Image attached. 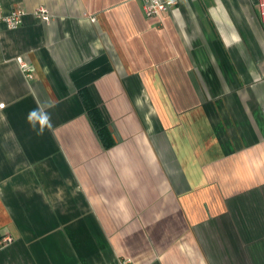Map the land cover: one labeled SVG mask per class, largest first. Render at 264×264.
Listing matches in <instances>:
<instances>
[{
    "label": "crops",
    "instance_id": "1",
    "mask_svg": "<svg viewBox=\"0 0 264 264\" xmlns=\"http://www.w3.org/2000/svg\"><path fill=\"white\" fill-rule=\"evenodd\" d=\"M150 1L0 0V264H264L261 0Z\"/></svg>",
    "mask_w": 264,
    "mask_h": 264
},
{
    "label": "built area",
    "instance_id": "2",
    "mask_svg": "<svg viewBox=\"0 0 264 264\" xmlns=\"http://www.w3.org/2000/svg\"><path fill=\"white\" fill-rule=\"evenodd\" d=\"M149 3L146 7V13L148 17H158L161 15L162 12L168 11L171 6L175 5L174 1L169 2H158V1H150L147 0ZM260 10H261V16L264 21V0H261L260 3ZM38 19H41L44 22H50L51 16L49 12L45 8H40L38 12L35 14ZM25 16V12L22 10H13L10 14L6 15L4 13L2 4L0 2V25H4L9 29H16L23 24V17ZM20 64L23 68V70L31 76V70L30 67L24 63L22 60H20ZM5 109V104L0 102V110ZM12 239L10 237H4L0 239V246L5 245L9 242H11ZM121 264H131V261H124Z\"/></svg>",
    "mask_w": 264,
    "mask_h": 264
},
{
    "label": "clouds",
    "instance_id": "3",
    "mask_svg": "<svg viewBox=\"0 0 264 264\" xmlns=\"http://www.w3.org/2000/svg\"><path fill=\"white\" fill-rule=\"evenodd\" d=\"M44 119H45V121H48L50 119V117L45 116Z\"/></svg>",
    "mask_w": 264,
    "mask_h": 264
},
{
    "label": "trees",
    "instance_id": "4",
    "mask_svg": "<svg viewBox=\"0 0 264 264\" xmlns=\"http://www.w3.org/2000/svg\"><path fill=\"white\" fill-rule=\"evenodd\" d=\"M96 124H97V123H96ZM98 126H101L102 128H104V124H102V123H101L100 125H98Z\"/></svg>",
    "mask_w": 264,
    "mask_h": 264
}]
</instances>
